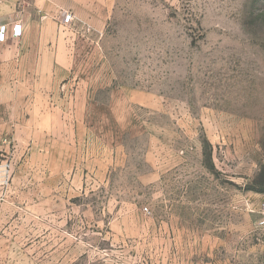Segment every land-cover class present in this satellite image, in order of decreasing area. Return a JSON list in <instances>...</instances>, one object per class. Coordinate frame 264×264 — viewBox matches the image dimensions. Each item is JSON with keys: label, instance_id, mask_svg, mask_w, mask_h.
<instances>
[{"label": "rangeland", "instance_id": "obj_1", "mask_svg": "<svg viewBox=\"0 0 264 264\" xmlns=\"http://www.w3.org/2000/svg\"><path fill=\"white\" fill-rule=\"evenodd\" d=\"M67 1L55 90L0 108L38 117L0 135V264H156L158 230L181 264H262L264 0Z\"/></svg>", "mask_w": 264, "mask_h": 264}, {"label": "crops", "instance_id": "obj_2", "mask_svg": "<svg viewBox=\"0 0 264 264\" xmlns=\"http://www.w3.org/2000/svg\"><path fill=\"white\" fill-rule=\"evenodd\" d=\"M66 1L0 0L2 24L7 28L14 23L22 27L20 38H8L0 43V108L10 105L21 106V101L27 102L31 107L35 105L37 98L47 100L49 95H45L46 92L55 90L58 71L54 68H59L56 66L59 53L54 50L52 28L58 26V23L53 22L52 12L56 14L63 10L67 5ZM40 12L44 14L41 15ZM38 14L40 19L37 18ZM60 19L57 21L62 25ZM43 27L46 28L42 30ZM38 29L40 30L37 31ZM44 95L45 97H42ZM0 115V135L8 129L12 137H19L23 133L30 138L33 132L37 131L38 117L30 115L23 119L6 121L5 116ZM40 119L44 122L46 154L52 156L53 148L60 147L63 150L65 146L70 145L63 140L65 132L53 129L56 125H51V118L40 117ZM162 175L163 172L158 171V181ZM158 231L163 238H167L168 242L160 248L162 254L156 264H181V230ZM5 235L6 230H0L1 251L6 248ZM210 250H213L212 246Z\"/></svg>", "mask_w": 264, "mask_h": 264}, {"label": "built area", "instance_id": "obj_3", "mask_svg": "<svg viewBox=\"0 0 264 264\" xmlns=\"http://www.w3.org/2000/svg\"><path fill=\"white\" fill-rule=\"evenodd\" d=\"M60 20L63 24H68L71 21V16L68 13H64L63 16H60ZM22 35V27L19 24H12L9 28L2 24L0 21V43L4 42L8 38L18 39ZM262 213L264 214V204L261 206ZM264 224V220L260 222V225ZM264 264V256L263 262Z\"/></svg>", "mask_w": 264, "mask_h": 264}]
</instances>
